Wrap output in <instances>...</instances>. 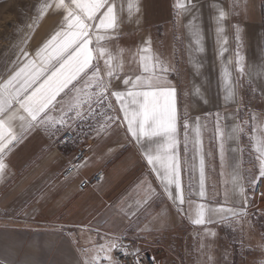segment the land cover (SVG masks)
<instances>
[{
  "label": "crops",
  "instance_id": "0c3cea01",
  "mask_svg": "<svg viewBox=\"0 0 264 264\" xmlns=\"http://www.w3.org/2000/svg\"><path fill=\"white\" fill-rule=\"evenodd\" d=\"M180 2L187 11L178 9L177 0H132L139 11L133 8L130 14L128 0H116L118 6L124 5L118 29L99 44L93 36L89 48L108 49L117 58L113 63L122 64V68L108 77L107 57L94 54V67L86 70L87 76L82 73L57 96L54 106L46 109L57 120L66 113L64 126L29 129L26 121L19 119L26 113L19 110L13 121L18 141L3 154L8 168L0 179V264H85L100 245L118 242L119 234L137 240L146 236L164 240L172 232L182 235L185 230L188 236L210 229L215 259L231 264L243 253L246 264H264V194L258 196L249 183L259 175L256 139L264 135V0ZM221 10L226 16L218 25ZM62 19L58 15L37 30L31 47L19 45L8 79L29 61L42 63L46 57H37L36 52L60 29ZM218 27L223 31L218 33ZM195 33H199V44ZM144 47H150L148 55L159 61L154 72L142 70L138 50ZM237 50L243 57V74L236 65ZM60 63L52 60L47 64L28 93L51 75L55 70L52 65L59 68ZM96 68L107 85L103 98L90 79ZM137 76H152L159 87L176 90L175 151L185 200L182 205L174 198L175 186L168 189L169 196L152 171L142 147L148 143L146 138L137 142L128 131L121 101L112 95L124 93L123 103L130 107L126 93L144 89H132L131 83L124 81H135ZM229 88L234 91L231 99ZM12 109H19L15 101ZM236 126L242 130L231 136ZM67 130L74 137L59 142ZM78 146L87 147L88 155L74 174L65 177L62 172ZM201 158L203 197L199 195ZM98 170L105 171L103 179L81 190V180L92 178ZM234 175L250 198L246 206L233 195ZM200 204L209 210L245 208L247 215L224 221L221 215L229 214L208 211L205 223L194 224ZM235 245L243 246L244 252L235 254ZM110 255L116 262L115 248Z\"/></svg>",
  "mask_w": 264,
  "mask_h": 264
},
{
  "label": "snow or ice",
  "instance_id": "6c2138e0",
  "mask_svg": "<svg viewBox=\"0 0 264 264\" xmlns=\"http://www.w3.org/2000/svg\"><path fill=\"white\" fill-rule=\"evenodd\" d=\"M177 7L180 11H187L185 3L177 0ZM49 8L61 9L62 21L61 27L54 35L36 52L37 57L43 59L40 65L35 61H29L16 71L4 84H0V179H3L6 174L8 165L5 163L3 154L10 150L9 146L14 141H18V137L13 130V121L17 118L19 110L22 109L26 116L20 115L19 119L26 121L27 128H32L39 125L45 128H54L56 124L64 126L67 121L66 113H62L57 120L48 115L46 109L54 106L57 96L65 89H69L72 84L83 73L87 76V71L93 68L92 61L94 54L96 58H104L107 66L106 74L112 77L116 69L122 68V64L113 63L116 57L112 56L110 51L104 47L89 48L92 43V38L95 36L96 42L110 39L109 33H114L121 22V13L124 11V5H117L116 0H47L40 6V16H43ZM133 8L138 12V4L128 0L127 9L131 14ZM226 13L221 10L217 16V24L220 25L224 20ZM31 27V25H29ZM223 31L222 27L217 28V32ZM196 43H200L199 33H195ZM237 39H239V30H237ZM150 45V41L146 42ZM49 49H52L53 54H49ZM23 51V50H22ZM197 51H202L198 48ZM151 52L150 47H144L138 50L139 61L143 72H154L158 59L148 55ZM27 56L28 53L24 52ZM66 57V58H65ZM52 60L60 63L59 68L51 71V75L44 80L42 84L28 93V89L40 79L47 64ZM151 65V67H150ZM236 65L241 74L244 73L243 57L240 56L239 50L236 53ZM166 71V69H163ZM99 69L96 68L92 72L91 80L95 81L96 87L99 89L98 96L103 98L107 91V85L103 79L99 77ZM251 75V73H249ZM230 74L225 70V77ZM125 84L131 83L132 89H144L140 91L129 90L126 96L130 98V107L123 103L124 93L114 92L117 100L121 101V107L124 111V119L128 123V131L137 139L146 138L147 144L142 145L144 154L149 165H152V171L156 173L161 182L164 184V189L168 192L170 186L174 185L176 196L179 204H184V195L180 181V163L176 155V139L177 133V112L175 104L176 90L174 87L163 88L153 83V77L137 76L135 81L127 79ZM16 84L20 86L15 87ZM73 87H75L73 85ZM87 87V85H86ZM229 96L231 99L234 96V91L229 88ZM23 94V98H21ZM15 101L19 105V109H12V102ZM79 104L75 105L78 109ZM74 110L70 108L69 111ZM41 113L44 115L41 116ZM80 115L79 111L76 112ZM24 128V125L21 126ZM185 129L188 128L187 122L184 124ZM242 129L236 126L232 129L231 136H235ZM197 136L199 129H196ZM256 150L259 153V175L250 180L252 190H255L257 183L261 177H264V135L256 139ZM233 195H238L242 203L246 206L249 202V197L246 195L245 187L239 182V177L234 175L232 178ZM172 196L171 192H168ZM203 197L204 193V177H203V158H201V179L200 193ZM208 211H216L218 213L229 215H221L224 221L232 217L246 216L245 208L235 209H206L203 204L197 206L195 212L194 224L205 223V216ZM214 235V233H213ZM122 247L115 240L108 241L100 245L96 254L88 258L85 264H101V261H107L108 264H116L110 255L112 249ZM87 251V250H85ZM105 253L101 256L100 253Z\"/></svg>",
  "mask_w": 264,
  "mask_h": 264
},
{
  "label": "rangeland",
  "instance_id": "374dc122",
  "mask_svg": "<svg viewBox=\"0 0 264 264\" xmlns=\"http://www.w3.org/2000/svg\"><path fill=\"white\" fill-rule=\"evenodd\" d=\"M46 2L47 0H0V84L8 80L9 73L15 67L19 45L24 43L31 47L36 41L37 30L41 31L46 22L62 15L63 10L49 8L40 16V6ZM184 231L182 230V235L181 232H172L164 240H160L162 237L148 236L138 240L143 249L154 254L158 264H225L215 259L211 229L205 234L188 236ZM236 236L235 233L234 238ZM234 249L235 254L244 252L240 245H235ZM231 264H246L243 253L236 255Z\"/></svg>",
  "mask_w": 264,
  "mask_h": 264
},
{
  "label": "built area",
  "instance_id": "2783aa9c",
  "mask_svg": "<svg viewBox=\"0 0 264 264\" xmlns=\"http://www.w3.org/2000/svg\"><path fill=\"white\" fill-rule=\"evenodd\" d=\"M74 137L71 130L65 131L59 137V142H65ZM89 149L85 146H78L76 154L73 159L68 163L67 167L63 170L62 175L69 177L77 171L79 164L88 155ZM104 170H98L92 178H84L79 184L81 190H85L94 183L100 182L104 177ZM264 180L259 179L255 192L258 196L264 194L263 190ZM117 244L122 247L115 248V257L117 264H158L156 257L151 252L143 249L140 242L129 235L121 234L118 236Z\"/></svg>",
  "mask_w": 264,
  "mask_h": 264
}]
</instances>
